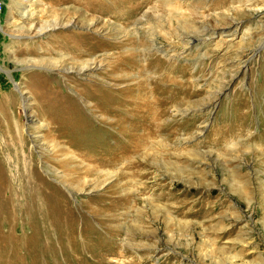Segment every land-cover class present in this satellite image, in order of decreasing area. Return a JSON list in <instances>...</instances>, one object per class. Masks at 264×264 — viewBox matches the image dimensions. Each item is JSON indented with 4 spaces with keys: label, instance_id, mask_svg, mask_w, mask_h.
Returning a JSON list of instances; mask_svg holds the SVG:
<instances>
[{
    "label": "rangeland",
    "instance_id": "1",
    "mask_svg": "<svg viewBox=\"0 0 264 264\" xmlns=\"http://www.w3.org/2000/svg\"><path fill=\"white\" fill-rule=\"evenodd\" d=\"M0 5V264H264V0Z\"/></svg>",
    "mask_w": 264,
    "mask_h": 264
},
{
    "label": "bare ground",
    "instance_id": "2",
    "mask_svg": "<svg viewBox=\"0 0 264 264\" xmlns=\"http://www.w3.org/2000/svg\"><path fill=\"white\" fill-rule=\"evenodd\" d=\"M40 30H42V28L40 29ZM92 63L93 62H86L81 68H79L81 71H87V70H91V69H93V65H92ZM140 103V102H139ZM130 111L132 112V115H133V109H130ZM138 112V111H137ZM116 113V112H115ZM117 114H119L118 113V111H117ZM123 114V115H122ZM121 115L122 116H124L126 113H122ZM114 115V114H113ZM116 116V115H115ZM113 117V116H112ZM120 118V117H119ZM115 119V118H114ZM117 119V118H116ZM138 120V119H137ZM105 121V120H104ZM116 121V120H115ZM139 121V120H138ZM133 122V117H132V119L130 120V123L132 124V125H134V129H135V131L137 130V129H139V130H142L143 132H147V130H149L150 128H151V123H150V121L149 120H147V119H143V120H140L139 122ZM149 121V122H148ZM112 122H114V121H112ZM111 122V123H112ZM108 123V122H107ZM113 124V123H112ZM107 125V124H106ZM109 125V124H108ZM107 125V126H108ZM104 126H105V123H104ZM120 127H121V125H120ZM133 127V126H132ZM137 132V131H136ZM132 134V133H131ZM137 143H139V140H138V138H136V140H135ZM107 217H108V219L110 218V217H112V214H111V212L109 213V214H107ZM107 219V220H108ZM110 233L112 234L113 233V230H111L110 231ZM104 249H105V251H112V248L111 247H109L107 244H105V246H104Z\"/></svg>",
    "mask_w": 264,
    "mask_h": 264
},
{
    "label": "water",
    "instance_id": "3",
    "mask_svg": "<svg viewBox=\"0 0 264 264\" xmlns=\"http://www.w3.org/2000/svg\"><path fill=\"white\" fill-rule=\"evenodd\" d=\"M13 86H14V88L19 92V94L21 95V96H24V92L23 91H20V89H19V87L17 86V84H15L14 82H13ZM22 92V93H21ZM25 97V96H24Z\"/></svg>",
    "mask_w": 264,
    "mask_h": 264
},
{
    "label": "built area",
    "instance_id": "4",
    "mask_svg": "<svg viewBox=\"0 0 264 264\" xmlns=\"http://www.w3.org/2000/svg\"><path fill=\"white\" fill-rule=\"evenodd\" d=\"M0 8H1V5H0Z\"/></svg>",
    "mask_w": 264,
    "mask_h": 264
}]
</instances>
